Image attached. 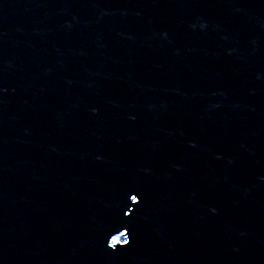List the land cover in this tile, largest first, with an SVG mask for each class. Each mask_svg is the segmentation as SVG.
<instances>
[{"label": "water", "instance_id": "95a60500", "mask_svg": "<svg viewBox=\"0 0 264 264\" xmlns=\"http://www.w3.org/2000/svg\"><path fill=\"white\" fill-rule=\"evenodd\" d=\"M0 264H264V0H0Z\"/></svg>", "mask_w": 264, "mask_h": 264}, {"label": "snow or ice", "instance_id": "6c2138e0", "mask_svg": "<svg viewBox=\"0 0 264 264\" xmlns=\"http://www.w3.org/2000/svg\"><path fill=\"white\" fill-rule=\"evenodd\" d=\"M129 198L131 199V201H132L135 205H137L138 203H140V200H139V198H138V196H137L136 194H132V195H130V196L128 197V199H129ZM127 212H128V210L125 211L124 214H127ZM123 235H126V233H124ZM123 235H122V236H123ZM128 243H129V241L126 240L125 245L128 244ZM114 244H115L114 247H111V248H110L109 245H107V247L110 248V249L115 250L116 247H117L118 245H120V244H116L115 242H114Z\"/></svg>", "mask_w": 264, "mask_h": 264}, {"label": "flooded vegetation", "instance_id": "af4514ba", "mask_svg": "<svg viewBox=\"0 0 264 264\" xmlns=\"http://www.w3.org/2000/svg\"><path fill=\"white\" fill-rule=\"evenodd\" d=\"M122 232L117 234L116 236L113 237L112 242H119L123 243L125 241V238L122 236Z\"/></svg>", "mask_w": 264, "mask_h": 264}, {"label": "clouds", "instance_id": "9594fccd", "mask_svg": "<svg viewBox=\"0 0 264 264\" xmlns=\"http://www.w3.org/2000/svg\"><path fill=\"white\" fill-rule=\"evenodd\" d=\"M200 27H201V28H203V27H204V25H203V24H201V25H200Z\"/></svg>", "mask_w": 264, "mask_h": 264}]
</instances>
